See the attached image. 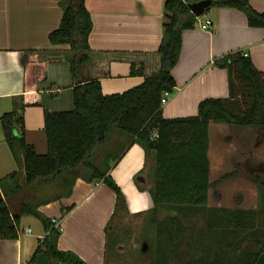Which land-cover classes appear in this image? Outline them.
<instances>
[{
	"label": "trees",
	"instance_id": "16d2710c",
	"mask_svg": "<svg viewBox=\"0 0 264 264\" xmlns=\"http://www.w3.org/2000/svg\"><path fill=\"white\" fill-rule=\"evenodd\" d=\"M195 1L198 0H164L162 37L157 49L160 55L158 71L145 75L142 65L132 64L130 74L143 76L142 82L112 94H104L100 80L91 78L88 73L91 51L88 37L92 19L85 0L61 1L59 25L49 33L48 39L51 44H68L73 53L70 58L74 80L73 108L63 111L44 109L47 150L42 154L25 139L23 115L18 112L25 104L15 103L13 110L0 116L7 145L13 153L19 150L22 154L23 170L21 180L18 170L0 179V239L18 238L22 214L39 218L47 234L39 239L31 262L36 261L38 254H44L57 264H87L76 254L57 248L60 230L36 206L24 205L19 212H13L7 197L23 187L55 179L65 186L64 193L69 195L75 179L81 177L87 182L105 183L115 192V212L126 209L123 191L109 173L111 167L101 168L91 161L97 148L109 142L113 129L129 138L118 159L133 143L140 144L146 156L152 159L154 178L149 193L153 207L150 211L166 210L158 228L159 233L163 231L164 243L174 238V226H182V217L195 214L204 220V227L196 231V237L193 235L194 244L202 250L206 249V243H201L204 237L217 246L234 230L259 231V210H264L263 175L252 176L258 188L256 208H243L242 195L235 196L234 207L208 206L210 187L236 176V171H229L210 182L208 128L211 122L227 123L236 128L256 126L259 127L258 138L264 141V71L258 69L243 51H230L213 63L226 70L228 96L203 98L194 115L167 118L162 113L163 85H175L171 70L179 59L182 32L193 27L197 20L188 6ZM211 6L238 8L245 13L249 26L264 28V12L255 10L249 0H213ZM4 182L9 184L7 190L3 187ZM135 182L142 189L136 178ZM261 233L246 237L244 243L234 247L230 256L216 253L196 259L191 257L187 264H262L264 231ZM167 250L156 251L155 264H166Z\"/></svg>",
	"mask_w": 264,
	"mask_h": 264
},
{
	"label": "crops",
	"instance_id": "0c3cea01",
	"mask_svg": "<svg viewBox=\"0 0 264 264\" xmlns=\"http://www.w3.org/2000/svg\"><path fill=\"white\" fill-rule=\"evenodd\" d=\"M61 1L0 0V116L13 110L15 103L25 104L18 109L23 115L25 139L41 154L47 150L44 109L73 108V53L68 44H51L48 39L59 25ZM249 2L255 10L264 12V0ZM163 4L164 0H85L92 19L88 73L100 80L104 94L119 93L142 82L143 76L130 74L132 64L142 65L145 75L158 71ZM205 13L204 20L197 18L193 27L182 32L179 59L171 70L175 85L171 93L165 92L164 117L194 115L203 98L228 96L226 70L213 64L227 52H246L254 65L264 71L263 27L249 26L245 13L230 6H210ZM207 19L211 20L210 27L201 29L198 21ZM211 126L214 132L226 136L232 129L248 134L259 132L256 126L233 128L214 122ZM126 139L128 143L129 138ZM149 159L143 147L133 143L109 170L125 196L127 207L121 211L129 216L153 207L147 189L152 186L146 174ZM17 170L21 180L22 154L19 150L13 153L7 145L0 122V179ZM55 180L39 181L8 196L12 211L19 212L24 205L36 206L46 218L59 220V250L74 253L87 264H106L107 231L116 214L115 192L103 182H87L78 177L69 195L64 193L66 188L53 195L39 194L47 192ZM3 187L7 190L9 184L4 182ZM210 189L208 206L222 207L210 204ZM46 234L39 218L22 214L18 238L0 239V264H38L31 262V257L39 239ZM48 264L53 261L48 259Z\"/></svg>",
	"mask_w": 264,
	"mask_h": 264
},
{
	"label": "rangeland",
	"instance_id": "374dc122",
	"mask_svg": "<svg viewBox=\"0 0 264 264\" xmlns=\"http://www.w3.org/2000/svg\"><path fill=\"white\" fill-rule=\"evenodd\" d=\"M205 16L206 13L197 18L204 20ZM213 129V126L209 128L210 180L213 182L229 171H236V176L225 179L222 183L210 189V204L234 207L235 196L242 195L244 202L241 206L252 208L254 206L256 208L258 188L252 176L256 174L264 176V143H258L261 140L258 138V134H248L244 131L232 129L229 130V135L226 136L220 132H214ZM127 137L126 134L113 129L109 142L97 148L91 161L101 168L107 166L112 168L119 158L121 149L127 143ZM146 174L151 183L154 178L151 159H149ZM136 181L138 182V179ZM59 182L56 179L54 183L48 186L47 192L43 190L39 194L44 196L63 192L65 186ZM165 215L166 210L164 209L157 210L155 213L150 210L143 213L138 212L131 216L123 213L121 209L118 210L111 220L110 230L107 231L106 264H155L156 251L161 252L162 248L163 251L168 249L165 259L166 264H187V260L191 257L196 259L216 253L221 256H230L234 251V247L237 244L244 243L246 237L262 235L261 232L264 231V210L260 209L259 231L254 232L250 229L234 230L217 246L212 245L213 242L210 238L204 237L203 239L202 237L201 243L203 241L206 243L204 245L206 249L202 250L199 245L194 244L193 240V235L196 237V231L204 227V220L200 215L182 217V226H174V238L171 242L164 243L162 240L163 231L159 233L158 228ZM165 232L164 230V234ZM190 243L193 244L192 247H190ZM194 246L198 247L194 248ZM170 247L173 248L172 251H170ZM196 248L198 250H195ZM53 264L57 263L53 262ZM262 264H264V261H262Z\"/></svg>",
	"mask_w": 264,
	"mask_h": 264
},
{
	"label": "water",
	"instance_id": "95a60500",
	"mask_svg": "<svg viewBox=\"0 0 264 264\" xmlns=\"http://www.w3.org/2000/svg\"><path fill=\"white\" fill-rule=\"evenodd\" d=\"M212 2L213 0H198L192 3H189L188 6L191 12L196 17H199L205 13L206 9L211 6ZM163 91L166 93H171L173 91V87L168 86L167 84H164ZM36 261L38 264H48V258L44 254H38L36 256Z\"/></svg>",
	"mask_w": 264,
	"mask_h": 264
},
{
	"label": "built area",
	"instance_id": "2783aa9c",
	"mask_svg": "<svg viewBox=\"0 0 264 264\" xmlns=\"http://www.w3.org/2000/svg\"><path fill=\"white\" fill-rule=\"evenodd\" d=\"M198 25H199V27L201 29H208L210 27V25H211V20L210 19H207V20H205L203 22L198 21ZM244 55H247V53L244 52ZM164 102H165V98L163 99V103ZM155 134L156 133H153V136H155ZM51 223L54 225V227H56L58 230L61 231V225H60V222H59V220L57 218L52 217L51 218ZM28 231H30V229H28ZM27 264H32V263L29 262Z\"/></svg>",
	"mask_w": 264,
	"mask_h": 264
}]
</instances>
